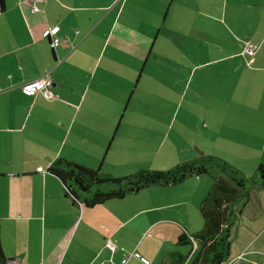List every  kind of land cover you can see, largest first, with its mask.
Returning <instances> with one entry per match:
<instances>
[{
  "label": "crops",
  "instance_id": "obj_1",
  "mask_svg": "<svg viewBox=\"0 0 264 264\" xmlns=\"http://www.w3.org/2000/svg\"><path fill=\"white\" fill-rule=\"evenodd\" d=\"M55 25L61 28V42L53 48L44 32ZM248 42L260 45L251 66L244 54ZM152 57L160 64L158 72L173 78L179 89V112L184 103L192 104L188 96L198 92L197 81L208 80L202 121L176 118L167 127L158 121L155 130L147 121L131 118L133 95ZM48 72L55 99L23 92L24 85ZM230 76V83L210 81ZM263 80L264 0H6L0 11L4 264H181L179 254L192 250V245L178 243L184 232L171 241L163 230L148 232L164 219L149 225L142 218L156 205L138 201L132 215L111 212L114 201L122 199L92 208L70 205L50 165L64 158L97 169L111 152L123 149L134 128L151 129L162 144L170 139V145L198 135L204 143L197 150L188 147L193 156L212 153L227 159L222 154L227 151L238 157L246 143L260 136L253 125L261 118L255 120L242 108L247 99L242 81L258 86ZM258 97L251 103L261 113L264 92ZM98 206L102 209L96 210ZM260 218L264 187L252 189L237 220L259 224ZM257 227L264 230V225ZM254 240H259L257 233L239 257L244 251L260 252L250 249Z\"/></svg>",
  "mask_w": 264,
  "mask_h": 264
},
{
  "label": "rangeland",
  "instance_id": "obj_2",
  "mask_svg": "<svg viewBox=\"0 0 264 264\" xmlns=\"http://www.w3.org/2000/svg\"><path fill=\"white\" fill-rule=\"evenodd\" d=\"M170 1L164 0V3L167 4ZM252 64L250 62L249 65L251 66ZM159 65L156 59L153 57L150 59L148 71L132 98L131 109L135 111V115L131 118L134 121H147L149 128L153 129L152 127H154L155 130L159 124L158 121L163 122L165 127L170 123L172 126L173 120L176 118L178 121L185 119L186 122L190 121V119L197 122L202 121L205 118V111L203 109H205V104L207 103L205 98L206 93L203 90L209 85L208 80L207 82L203 80L201 83L200 80L197 81L198 92L195 95L188 96L192 104L184 103L179 112V108H177L180 98L179 89H175L176 85L174 84L173 78L163 76L161 72H158L157 68ZM214 66L217 68L219 65ZM210 81L212 83L219 81L221 84H225V82L230 83L232 77L213 79ZM253 85L254 88H252ZM263 85L264 80L258 86L242 81V92H244L245 98H247L244 103L245 107L242 108L246 113H249L248 115L251 116L254 114L255 120L261 117L260 123L253 125V129L255 128L257 135L260 136L254 143H246L243 141L246 143V147L242 155L238 157L233 158L229 156L227 151L222 152L227 159L222 158L244 171L247 177L257 176L258 167L264 164V104L262 112L260 113L251 103V100L254 102L255 97L259 98L258 95L264 92L261 89ZM206 97L209 99L208 96ZM108 102L114 103V100L108 99ZM151 129L146 131L145 129L140 130L134 128L130 136L123 143V149H117L111 152L107 160L101 163L95 170H99L100 174L104 177L120 178L143 169L168 170L178 163L191 160L201 155L198 152L197 156H193L194 153L190 152L188 148L197 150V147L200 146L199 144L204 143L198 135L184 137V140L178 141V143L175 141L171 145V140L167 139L165 140V144H162L161 138L155 137L156 134L152 133ZM170 138L173 139V134L170 135ZM186 138L188 139L186 140ZM206 154L219 156L212 153ZM198 178L190 177L176 185H153L139 192L130 193L122 200H115V211L111 212L118 215L122 213L132 215L136 213V202H146L149 205H156L157 207L154 211L149 210L148 213L142 215L144 220H149V225L150 221L156 222L164 219L161 223L153 224L148 229V232L152 233L163 230V235H166L169 239L172 238L173 240L171 241H174L176 235L182 232L196 233V231L204 227V219L200 211V206L202 200L208 195L213 185V181L208 175L200 176L202 178L201 182ZM60 192H62L64 200L65 194L63 191ZM66 200H69L70 202L68 201V203L71 205L72 200L70 198H66ZM101 209L102 207L98 206L96 210ZM249 220L245 219L242 223L236 220L232 226L229 264H264V230L258 232L257 227L259 224L264 225L262 224L264 223V219L260 218L258 221L260 222L259 224H255V222L251 223ZM133 224L136 226L137 221H134ZM256 233L257 239L259 240L258 242L254 240L255 244H253L252 248H249L251 250L257 248L260 252L253 253L251 251H244L243 255L239 257L240 250L246 247L248 238L250 236L251 238L255 237ZM155 245L153 244V247Z\"/></svg>",
  "mask_w": 264,
  "mask_h": 264
},
{
  "label": "trees",
  "instance_id": "obj_3",
  "mask_svg": "<svg viewBox=\"0 0 264 264\" xmlns=\"http://www.w3.org/2000/svg\"><path fill=\"white\" fill-rule=\"evenodd\" d=\"M5 9L6 0H0V11ZM49 170L61 180L66 197L89 208L153 185H176L192 176L208 175L213 185L200 207L204 227L196 234L184 232L179 236L180 245H192L189 254H176L181 264H226L231 255L232 226L249 202L252 189L264 187V164L258 167L257 176L247 177L229 161L210 154L168 170L143 169L120 178L104 177L99 170L64 158L55 160ZM5 259L0 236V264Z\"/></svg>",
  "mask_w": 264,
  "mask_h": 264
},
{
  "label": "built area",
  "instance_id": "obj_4",
  "mask_svg": "<svg viewBox=\"0 0 264 264\" xmlns=\"http://www.w3.org/2000/svg\"><path fill=\"white\" fill-rule=\"evenodd\" d=\"M32 8L37 10L38 7L33 4ZM60 26L55 25L47 29L44 34L50 40L51 46L53 48L57 47L61 39L59 37ZM260 45L257 43L248 42L244 50V54L250 58V62L254 63L257 57L258 50ZM53 81L51 79V73L48 72L44 77L29 84L24 85L23 92L27 95H37L41 94L45 99L52 100L56 98V94L53 90ZM108 246L112 249H116V245L112 242L108 243ZM136 257L141 258L142 261L146 262L147 260L141 256V254L136 253Z\"/></svg>",
  "mask_w": 264,
  "mask_h": 264
}]
</instances>
